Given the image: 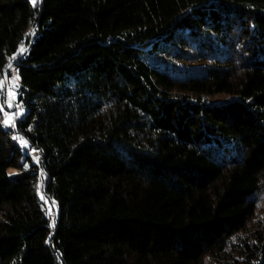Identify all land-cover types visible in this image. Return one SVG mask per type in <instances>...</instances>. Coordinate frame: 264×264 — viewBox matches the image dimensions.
Here are the masks:
<instances>
[{
    "label": "trees",
    "instance_id": "obj_1",
    "mask_svg": "<svg viewBox=\"0 0 264 264\" xmlns=\"http://www.w3.org/2000/svg\"><path fill=\"white\" fill-rule=\"evenodd\" d=\"M13 57L0 264H264V0H0Z\"/></svg>",
    "mask_w": 264,
    "mask_h": 264
},
{
    "label": "rangeland",
    "instance_id": "obj_2",
    "mask_svg": "<svg viewBox=\"0 0 264 264\" xmlns=\"http://www.w3.org/2000/svg\"><path fill=\"white\" fill-rule=\"evenodd\" d=\"M9 64H11V67H9L8 65L3 75L2 86H3L4 97H2L3 103L0 104L1 109L4 111L3 120H2V125L4 127H10L11 125H13L16 118L20 117L24 113V108H22L21 105H19L16 102V96H15V89L18 83V79H15V77H17L16 71H15V58L11 59L9 61ZM226 98L227 96L224 94H214L208 97V101L211 103H218V102L225 100ZM6 120L9 121V124L7 125L4 123V121ZM23 140L26 141L25 139ZM17 142L23 148L27 146V144L26 146L22 145V143L19 140H17ZM37 157H35V160H37ZM10 172H13V171L11 170ZM40 186L42 187V184ZM48 215L49 217H52V211H49Z\"/></svg>",
    "mask_w": 264,
    "mask_h": 264
},
{
    "label": "snow or ice",
    "instance_id": "obj_3",
    "mask_svg": "<svg viewBox=\"0 0 264 264\" xmlns=\"http://www.w3.org/2000/svg\"><path fill=\"white\" fill-rule=\"evenodd\" d=\"M32 3L35 5V3H36V0H32ZM24 51V49L23 48H21V52H23ZM13 59H14V57H13ZM9 67H11V64H9ZM19 77L17 76V77H15V79H18ZM9 106H11V105H9ZM4 123L7 125V124H9V121L8 120H6V121H4ZM14 126V125H13ZM14 139H17V140H19L21 143H22V145H25L26 146V144H27V141H24L23 140V138H21V137H13ZM39 160V157H37V161ZM43 198V197H42ZM54 226V225H53Z\"/></svg>",
    "mask_w": 264,
    "mask_h": 264
},
{
    "label": "built area",
    "instance_id": "obj_4",
    "mask_svg": "<svg viewBox=\"0 0 264 264\" xmlns=\"http://www.w3.org/2000/svg\"><path fill=\"white\" fill-rule=\"evenodd\" d=\"M38 155H36V154H33V158H35V157H37Z\"/></svg>",
    "mask_w": 264,
    "mask_h": 264
}]
</instances>
